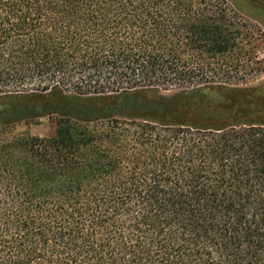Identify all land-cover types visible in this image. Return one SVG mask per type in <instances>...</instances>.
I'll return each mask as SVG.
<instances>
[{"label": "trees", "instance_id": "1", "mask_svg": "<svg viewBox=\"0 0 264 264\" xmlns=\"http://www.w3.org/2000/svg\"><path fill=\"white\" fill-rule=\"evenodd\" d=\"M226 10L0 0V129L52 130L0 144V264H264V88L214 80Z\"/></svg>", "mask_w": 264, "mask_h": 264}, {"label": "rangeland", "instance_id": "2", "mask_svg": "<svg viewBox=\"0 0 264 264\" xmlns=\"http://www.w3.org/2000/svg\"><path fill=\"white\" fill-rule=\"evenodd\" d=\"M226 0V15L239 26L241 36L233 52L213 65L214 80L236 87L264 88V0ZM169 94V93H166ZM49 122L41 119L22 122L0 129V144L13 140L17 134L45 137L51 134Z\"/></svg>", "mask_w": 264, "mask_h": 264}]
</instances>
